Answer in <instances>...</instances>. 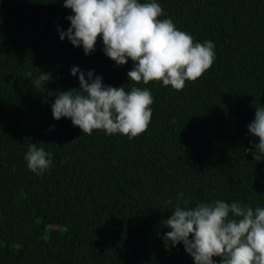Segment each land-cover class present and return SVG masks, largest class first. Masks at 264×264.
<instances>
[{"label":"trees","instance_id":"trees-1","mask_svg":"<svg viewBox=\"0 0 264 264\" xmlns=\"http://www.w3.org/2000/svg\"><path fill=\"white\" fill-rule=\"evenodd\" d=\"M157 3L160 19L215 44L211 68L181 91L129 81L133 62L116 66L100 37L90 55L61 40L72 15L63 0H0V264H194L182 243L166 250L162 239L179 193L189 206L264 207V159L245 151L264 107V0ZM74 66L105 85L147 87V130L129 140L55 120V95L79 88ZM41 72L51 79L37 90ZM32 143L51 154L43 174L24 160Z\"/></svg>","mask_w":264,"mask_h":264},{"label":"clouds","instance_id":"clouds-1","mask_svg":"<svg viewBox=\"0 0 264 264\" xmlns=\"http://www.w3.org/2000/svg\"><path fill=\"white\" fill-rule=\"evenodd\" d=\"M63 7L72 15L66 17L70 22L67 31L58 29L60 39L67 37L74 47L82 46L85 55H90L100 37L102 51L116 66L129 59L133 62L127 77L136 84L162 81L164 87L181 91L186 81H196L214 63L215 44L195 42L170 18L160 19L164 11L157 0H63ZM77 74L78 89L55 95L51 104L55 120L69 118L87 135L102 130L129 140L147 130L154 103L147 87L126 91L124 85H105L93 70L85 74L74 66L71 75ZM26 75L32 77L31 72ZM50 79V74L41 72L32 85L39 90ZM248 131L258 143L250 141L245 151L260 161L264 159V107L255 108ZM24 160L36 174L52 166L51 154L36 143L28 146ZM183 196V192L178 194L172 214L163 220L164 228L170 229L162 237L166 250L182 243L194 264H216L213 257L220 258L219 264H264V207L254 209L224 200L189 206L190 198L181 200ZM165 203L171 205L172 201Z\"/></svg>","mask_w":264,"mask_h":264}]
</instances>
